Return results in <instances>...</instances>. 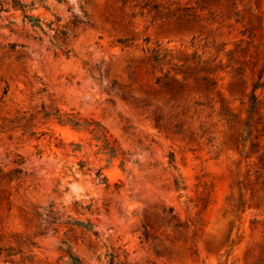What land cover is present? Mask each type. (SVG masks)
<instances>
[{
    "label": "rangeland",
    "instance_id": "rangeland-1",
    "mask_svg": "<svg viewBox=\"0 0 264 264\" xmlns=\"http://www.w3.org/2000/svg\"><path fill=\"white\" fill-rule=\"evenodd\" d=\"M154 2L190 22H152L138 0H43L30 13L44 34L0 7V47L18 44L0 49V168L25 161L0 179V264H69L63 241L84 264H264V87L258 150L241 152L264 83V0ZM43 107L100 123L118 156Z\"/></svg>",
    "mask_w": 264,
    "mask_h": 264
},
{
    "label": "trees",
    "instance_id": "trees-1",
    "mask_svg": "<svg viewBox=\"0 0 264 264\" xmlns=\"http://www.w3.org/2000/svg\"><path fill=\"white\" fill-rule=\"evenodd\" d=\"M43 2V0H32L30 3H25L23 0H0V7L1 9L4 7L5 4L10 3L11 6L15 9L19 8L22 11L23 19L24 21H27L32 27H38L40 28L44 34H46L44 28H43V22L42 20L34 16L33 14L30 13V10L32 7H34L35 2ZM140 5L142 6V14H144L147 10L148 14L152 15V22L155 21H163L166 22L168 20H174L175 22L178 21H184L185 23L190 22L191 14L186 13V12H175V13H170L168 11V7H161L160 4L154 2V0H138ZM52 24L53 22H50L47 24V27L49 29H52ZM41 39V38H39ZM120 43H123L124 41L119 40ZM51 43L53 44L52 40ZM18 46L16 43H9L7 45H4L1 48L9 47L11 49H15ZM58 47V46H57ZM59 48V47H58ZM166 57V54L161 52L160 49H155L153 50V59L154 62L157 64V67L161 65V63L164 61ZM164 77H167V74H165ZM162 77H157L156 78V83L162 87H164L167 90L172 89V86L170 83H161ZM264 87V83H255L253 86V92L250 97V105L248 109V117L245 122V134L242 137L241 141L243 144L242 148V156L244 158L250 157L254 152H256L258 149L256 147V143L253 140V131H254V116L257 113L258 107L261 105V102L259 101V98L255 94V91L258 88ZM43 117L44 118H54L56 119L60 124L62 125H70L73 128L77 130H85L88 131L90 134H92L93 139L97 141H101L102 144L100 145V150L104 151L105 154L109 156V159H113L114 157L118 156V151L119 149L108 139L106 135L105 128L98 122L95 121H80L76 115L74 114H61L60 111L57 109L55 111L52 110H46L45 107H43ZM34 134V133H33ZM250 142V149L246 150L247 144ZM76 148H79V145H75ZM174 156L171 153L170 154V160L169 164L170 167L173 169H176V166L174 165ZM24 158L19 156L16 160H14V165L15 167L10 170L8 173H4L3 169L0 168V179H8V181L13 180V175H16L17 177H20L21 174L24 172L23 169V164H24ZM125 164V161H121V166ZM79 167L81 170L84 169L85 167V162L81 161L79 163ZM96 178L98 179L99 182L105 184L106 186L109 185L107 177L103 174V168H100L96 174ZM174 184L177 189H182L184 186L182 185V182L179 179L174 180ZM244 202L242 203V206H244ZM52 207V206H50ZM82 209L89 210L90 206L87 205L85 207H81ZM66 224L70 226H76L78 228H81L83 231L91 233L95 237H98V231L94 229L93 224L87 220L85 222L79 221V220H74L69 218L68 220L65 221ZM72 230V229H70ZM145 238L147 239V232L145 230ZM64 247H59L62 253H64L65 256L68 257V263L69 264H84L83 261L76 256L74 253L71 251V246L68 241H63L62 242ZM2 253V250L0 251V255ZM13 256V253H6L5 257ZM107 262L106 264H125L122 261H116L115 258L116 256L113 255L112 253H109L107 255ZM18 263L20 264H32L33 263V257L31 255L28 256H20V259L18 260Z\"/></svg>",
    "mask_w": 264,
    "mask_h": 264
}]
</instances>
